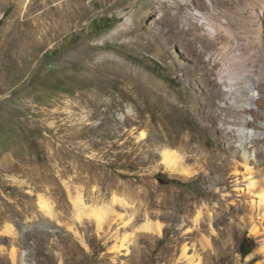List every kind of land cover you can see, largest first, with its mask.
<instances>
[{"label":"rangeland","instance_id":"obj_1","mask_svg":"<svg viewBox=\"0 0 264 264\" xmlns=\"http://www.w3.org/2000/svg\"><path fill=\"white\" fill-rule=\"evenodd\" d=\"M33 1L0 4V264H173L180 250L169 251L168 238L173 227L190 223L167 215L158 199L190 195L202 199L200 211L213 214L221 194L236 192L233 203L241 215L247 212L244 201L255 200L253 192L264 186V163L255 172L256 151L264 149V109L245 130L247 147L241 148L221 130L222 116L232 109L216 75L242 79L239 103L252 87L264 105V0H83L86 12L65 19L52 38L55 18L41 13L60 0L31 6L25 15ZM122 9L131 28L142 25L144 45L119 31ZM209 26L219 41L208 37ZM29 38L47 41L33 50L26 48ZM251 72L257 81L244 78ZM206 108L219 118L205 121ZM160 118L170 129L190 130L186 152L178 140L160 144ZM145 138L160 146L150 147L148 163ZM216 145L226 157L210 162L206 155L215 154ZM164 146L176 149L194 174L166 168ZM145 182L158 193L151 199L154 220L170 228L160 241L143 236ZM224 204L225 211L233 207ZM95 210L104 214L99 229ZM257 223L264 231V222ZM222 228L211 224L202 234L212 245ZM197 237L188 254L192 242L201 253ZM258 241L248 227L239 231L236 260L245 263Z\"/></svg>","mask_w":264,"mask_h":264},{"label":"bare ground","instance_id":"obj_2","mask_svg":"<svg viewBox=\"0 0 264 264\" xmlns=\"http://www.w3.org/2000/svg\"><path fill=\"white\" fill-rule=\"evenodd\" d=\"M37 1L29 2L27 4L26 11H24L25 15L29 10H31V6L37 7L39 4H41L40 6L41 8L42 5L49 4L51 0H44L40 2L38 1V3H36ZM1 2L2 0H0V4H2ZM15 8L18 11L20 9V4L17 3V6H15ZM85 12H86V7L83 3V0H60L57 1L53 6H49L48 8H46L41 13V15L47 17L53 16L55 18V22L52 23L54 28L52 29L53 34L50 35L51 37L52 35L57 36V33L59 32L62 23L64 24L65 19H69V18L73 19L76 17H80ZM121 13L125 16L126 20L125 23L121 25V29L119 31L122 34H132L135 37V41H138L136 42L137 45H144L142 42L143 36L141 35L142 25L139 22H137V26L131 28V25L129 24L130 17L129 15H127L126 10L122 9ZM173 21L174 20H172V23ZM18 22L21 23L20 21ZM207 35L212 41L214 42L219 41L220 34L218 30L213 26H209V28L207 29ZM46 41L47 38L37 41L38 43L35 40L30 39L27 41L26 48L35 50L36 47H40L44 45ZM159 52L163 53V51H161L160 49ZM216 77L218 82L224 84L223 88L226 91L227 94L226 98L228 99L227 104L228 107L232 109L229 115L225 114L222 116L221 121L223 125H225V127L223 128L224 130L223 129L221 130L225 131L226 133L233 134L235 142H240V145L242 146L241 148L246 149L247 141L244 139L245 137H247V135L245 133V130L249 127L251 128L254 127L255 119L260 118V116L263 115V109H264V105L262 103L263 101L261 99H255L254 95L251 94V92L253 91L252 87L249 88L248 86L249 89L248 91H246V95L248 93L247 97L242 98V102L239 103L240 99L238 95L235 94V92H237L239 81L242 79H240V77H232V76L224 75L222 73H217ZM245 77L253 81L254 80L257 81L258 79L257 76L254 75L252 72L249 74H244V78ZM250 86L254 87L253 84H251ZM211 99L212 98L206 100L207 104L208 101H212ZM250 100L251 102H249ZM164 104H166V102ZM168 106L169 103L167 104V107ZM180 108L181 109L184 108V105H182V107L179 108L175 107V111L178 112L179 110H181ZM212 113H213L212 111L206 108L204 115L205 121H210V120L213 121L214 117L219 118L217 114H212ZM246 115H251L252 119H248V117L246 118ZM165 120H161L160 118V120L157 122V126L161 127V129L162 128L165 129V134L163 131L161 136L157 140L160 141V144H162L165 141L166 144H172V145H174L178 140L177 148L179 150L186 152L189 146L191 145V140H192V136L189 135L190 130L184 131L180 128L170 129L167 127L168 124L166 123L167 121ZM201 127L202 129L209 128L206 124H202ZM214 128L215 127H213V129ZM244 134L245 136H243ZM143 146L146 147L145 149L146 155L143 158V161L144 163H148L151 161V155H152V151L150 150V147L155 146L158 148L160 146L154 145L153 143H151V141L149 142L148 138H145V142ZM166 147L167 146L160 148L161 150L160 153L162 154L161 162L166 166V168H168L170 171L174 173H178L182 175L194 174V170L187 169L180 161L181 156L176 149L166 148ZM227 149H230V147H227ZM213 150L215 154L206 155L207 156L206 160L208 161L210 160V162L217 161L221 159L223 156H225V152L224 151L222 152L218 147V145H216L213 148ZM259 150L256 151V154L260 155V158L255 159V164L257 166V169L255 171L256 174H258V169H260L259 167L260 162L264 163V149H261L260 151ZM237 167L238 166H235V170H237ZM244 168L246 172H249L250 168L246 163H244ZM259 172L262 173L263 170H260ZM239 183L241 182L238 181V178H235L233 186L237 188L239 186ZM249 186L247 185L248 191L250 190ZM253 193L256 194L257 198L255 200L252 198V200L249 202L244 201V204L247 205V203H249V205H247V212L242 215L240 214V209H239L240 207H238L236 203H233L235 201L234 197L238 194L236 192L235 194L230 192L221 194L222 196H224V198H220L216 202L215 204L216 209L213 214L203 210L200 211L198 207H199V202L201 203L202 200L201 198L192 200V196L186 195L183 199L179 200L176 198L178 195H174L170 199H164V198L158 199L156 204L160 206H164L166 209H168L166 211L168 212L167 215L175 219L181 217L183 218V222L189 221L190 223L189 226L188 224H183L182 226L173 227L174 230L171 232V236L168 238L169 242L173 243L172 246L167 247L169 251L173 252L180 250L179 257L173 260V264H215V263L242 264L236 260L235 255L233 254L234 251L233 242L235 241L238 232L246 227H248L254 235L259 237V241L255 252H253V254L250 255L247 261L243 264H250V262L253 259H257L260 257L262 261H258L256 264H264V231L260 230V225L259 223H257L260 222V224H262L264 222V186L261 185L257 187L256 191H254ZM155 194L158 193L156 191L150 190L148 183L145 182L143 189L141 190V195L143 196L144 199L143 212H142V217L144 221H143L142 229H143L144 237H155L158 241H160V239L164 236L166 225H162L156 222L154 218L158 215L156 212L150 210V207L153 205L151 199ZM224 201H230V204H233V207H230L229 211H225L223 209V206L225 205ZM78 203L80 202L78 201ZM78 205L81 206L80 204ZM93 214L96 217L97 227L99 229L103 223L104 214L98 210L93 211ZM214 216H217V219L214 218ZM190 218L191 220H189ZM217 223L224 224V228H222L216 234L212 235L213 244L210 245L207 240V237L204 236L202 233L208 231L209 226H211V224H217ZM183 229L184 232H182ZM166 230L169 232L170 228H166ZM176 234H179L180 236H176ZM196 236H199L197 237V240L201 247V253L197 251L196 243L193 244L192 242L189 249V251H191V254H188L187 245L191 241L196 240L195 239ZM10 254L12 257L16 256L15 250L13 248L10 250Z\"/></svg>","mask_w":264,"mask_h":264}]
</instances>
